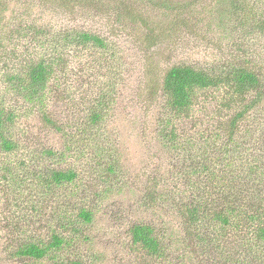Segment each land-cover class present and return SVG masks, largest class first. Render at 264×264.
I'll return each instance as SVG.
<instances>
[{
	"label": "rangeland",
	"instance_id": "374dc122",
	"mask_svg": "<svg viewBox=\"0 0 264 264\" xmlns=\"http://www.w3.org/2000/svg\"><path fill=\"white\" fill-rule=\"evenodd\" d=\"M173 1L183 3L189 0ZM207 2L197 7V10L201 8L200 13L205 10L202 8ZM70 5H40L32 0L3 2L0 45L7 52L15 51L27 60L33 52H27L26 47L34 27L42 28L50 36L63 30L96 33L108 40L110 51L115 53L105 62L121 73L120 81L115 85L119 95L110 107L107 118L81 134L82 129L77 124L84 121L86 111L91 107L95 92L98 91L96 85H111V77L102 71H92L87 63L80 66L83 59H74L69 47L61 51L64 62L54 60L57 55H52L50 59L54 60L55 74L50 82L48 97L57 95L50 105L56 121L63 124L64 140L55 131L44 127L36 107L25 103L15 94L11 83L3 82L7 74L22 75V62L15 58L10 61L0 58V107L15 111L16 116L12 126L7 124L9 131L6 132V136L15 142L16 148L5 151L0 137V264H57L66 259H77L83 264H179V257L184 259L181 264L244 262V255L248 258L249 252L243 255L239 246V233H233L229 228H219L213 221L186 229L172 206L161 207L160 211H147L139 207L149 178L168 179V172L174 177L175 171L185 170L190 165L185 161L187 158L182 150L166 147L168 145L158 141L154 135L155 129L166 126L162 121L165 120L166 111L159 92L152 100L145 96L147 79L153 78L160 85L164 72L173 65L205 67L226 54V41L219 43L220 39H217L219 30L212 29L215 32L212 33L206 25V14H202L197 16L200 22H192L191 27L196 26L194 32L175 29L158 46L147 50L139 43L138 35L131 28L114 23V16L97 12L93 5L79 4L74 8ZM152 16L167 20L159 12H153ZM230 39L234 49L229 51L240 53V49L236 50L244 43L241 42L243 37L240 32L231 28ZM259 43L258 39L255 44ZM243 48L248 50L253 63H259L253 70L260 74L264 87V38L259 47L250 48L247 42ZM46 49L49 54L47 45ZM109 53L104 52V55L109 56ZM88 62L97 67L95 63ZM226 93L227 89L221 87L196 94L188 119L175 121L181 132H185V139H195L197 131H206L213 138L218 136L216 140L221 146L222 140L226 138L222 132L218 131L217 135V124L241 110L238 107L227 109L221 105L225 96H228ZM67 118L72 119L67 121ZM241 125L243 128L248 127L247 131L239 138L234 137L235 141L230 143L228 152L231 164L238 169L242 165L238 153L250 140L257 137L259 145H264V99L262 104L245 114ZM43 149L64 152L65 156L48 159L41 155ZM200 154L196 150V155L201 159ZM105 164L115 166L117 179L114 180L112 175L111 181H114L110 188L100 185ZM68 168L78 172L79 182L87 180L91 183L93 187L88 189L93 190L79 189L90 198L80 195L72 197L67 186L51 187L52 194H47L45 173ZM201 178L204 182L200 184L201 192L215 198L212 189L205 186L206 177ZM178 182L175 180V183ZM175 186L181 191L186 190V196L195 193L182 184ZM95 191L100 193L98 198L90 193ZM169 191L176 198L180 196V192L173 188H169ZM82 207H86L93 215L91 224H79L76 214ZM56 212L66 214L75 225H67L64 230L54 229ZM140 223L158 224L156 235L163 255L148 256L129 244V228ZM52 229L71 239L72 245L52 252L44 260L16 256V251L29 243L48 241Z\"/></svg>",
	"mask_w": 264,
	"mask_h": 264
},
{
	"label": "trees",
	"instance_id": "16d2710c",
	"mask_svg": "<svg viewBox=\"0 0 264 264\" xmlns=\"http://www.w3.org/2000/svg\"><path fill=\"white\" fill-rule=\"evenodd\" d=\"M5 1L7 0H0V12L2 3ZM32 1L40 5L55 3L59 7L71 3L70 6L73 8L79 4L93 5L97 12L114 16L112 20L116 25L131 28L133 33L139 36V38L137 36L139 43L147 50L158 46L170 34L169 32H174L175 29L194 32L196 26L191 27L192 22L197 23L198 17L206 14V25L212 33H215L213 30H219L217 39H220L219 43L226 41L225 49L228 52L205 67L186 64L173 65L164 72L160 85L153 78L147 79V85L144 88L145 96L152 100L160 94L163 97L164 110L166 111L165 120H162L166 126L160 130L155 129L154 135L158 141H163L165 145H168L166 147L182 150L187 158L185 161L190 165L185 170L175 171L174 177H171L168 172V179L149 178L145 183V193L140 197L139 207L147 211H160L161 207L172 206L186 229H190L193 225L200 227L201 224L206 225L210 221L218 224L219 228H229L233 233L241 235L239 246L243 255L244 252H249L248 258L244 255V262L237 261L235 264H264V145H259L257 137L250 140L243 151L238 153L242 163L241 169H238L233 163L231 164L228 154L230 143L234 137L239 138L247 131L248 127L243 128L241 125L245 114L250 109L262 104L264 99V87L261 85L260 74L253 70L259 63H253L248 55V50L243 48L247 42L250 48L259 47L264 38V0H208L205 8H202L205 10L201 13L199 12L201 8L197 10V7H201L207 0L205 2L204 0H189L183 3L173 0ZM153 12H159L167 20L155 19L152 16ZM231 28L240 32L243 37L241 42L244 41L242 47L236 49L241 51L237 54L229 51L231 48L234 49L232 47L234 44L230 39ZM258 39L260 43L255 44ZM28 42L26 50L33 52L27 60H24L22 55H17L15 51L7 52L5 47L0 45L2 60L10 61L15 58L23 63L20 66L22 75L7 74L3 82L11 83L15 94L19 95L25 103L36 107L44 127L55 131L65 140L63 124L56 121L50 105L51 100L53 103L57 95L56 97H48V95L50 82L55 74L54 60L58 59L64 62V59L61 58V51L68 47L73 53L74 59H83L80 66L87 63L89 68L92 67V71L95 69L108 73L112 80L111 85H96L98 91L95 92L91 107L87 109L84 121L77 124L82 129L81 134L87 133L94 125L98 126L107 118L110 107L118 98L119 94L115 85L118 84L121 76L120 72L110 68V65L105 62L115 54L110 51L111 46L107 39L96 33L81 30H63L50 36L46 31H42V28L34 27ZM46 45L49 47V54ZM108 51L110 52L109 56H105L104 52ZM35 55L36 57H34ZM52 55H57V57L51 60ZM88 61L92 64L95 63L97 67L88 64ZM5 68L7 67L5 66ZM7 73L9 72L7 71ZM221 87L227 89L226 95H228L225 96L226 99H223L221 105L227 109L241 108L225 122L217 124L215 128L217 135L218 131L222 132L226 140H222L221 146H219L216 140L218 136L213 138V135L206 131H197L195 139H185L183 135L185 132H181L182 129L178 125L176 126L175 121H179L181 118V121L188 119L199 91ZM71 119L67 118V121ZM15 120V111L0 107L1 144L7 152L16 148L12 138L6 136V132L9 131L7 124L12 126ZM238 145L239 143H237ZM196 150L201 153V159L199 155H196ZM223 150H227V152H223ZM41 155L48 159L55 157L60 159L65 156V153L43 149ZM45 174L48 195L52 194L51 187L67 186L70 187L72 197L77 198L80 195L86 199L90 198L79 189L93 190L88 189L91 188V183L87 180L79 182V174L75 169L50 170ZM115 174L113 164L103 165L100 185L110 188L113 181L117 179ZM112 175L113 181H111ZM201 177H206V179L204 178L207 182H205V186L212 189L215 198L207 196L209 193L205 195L201 192L200 184L204 183ZM175 180L179 182L175 183ZM175 184L179 186L182 184L187 190L193 189L195 193L192 192L186 196L187 191H181V188ZM169 188L180 192V196L174 197ZM90 193L97 198L100 195L97 191ZM210 195L212 194L210 193ZM76 217L79 224H91L93 221V215L86 207H82ZM55 222L54 229L64 230L67 225H75L66 214L61 215L58 212H56ZM156 231H158V224H133L128 231L129 244L140 251L142 250L148 256L163 255V252L160 251L161 247ZM69 240L71 239H68L64 234L52 229L48 241L40 240V243H29L23 248H19L16 251V256L44 260L49 258V254L52 252H59L63 247L71 246ZM183 260L182 257H179V264ZM57 264L83 263L77 259H66ZM220 264L230 263L225 261Z\"/></svg>",
	"mask_w": 264,
	"mask_h": 264
}]
</instances>
